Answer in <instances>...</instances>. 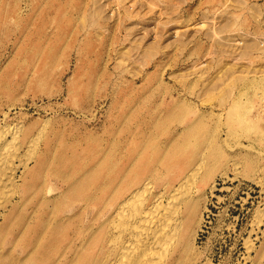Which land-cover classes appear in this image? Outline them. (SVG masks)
<instances>
[{
  "label": "rangeland",
  "instance_id": "374dc122",
  "mask_svg": "<svg viewBox=\"0 0 264 264\" xmlns=\"http://www.w3.org/2000/svg\"><path fill=\"white\" fill-rule=\"evenodd\" d=\"M201 159L182 264H264V0H0V264L87 263L115 179Z\"/></svg>",
  "mask_w": 264,
  "mask_h": 264
},
{
  "label": "bare ground",
  "instance_id": "6f19581e",
  "mask_svg": "<svg viewBox=\"0 0 264 264\" xmlns=\"http://www.w3.org/2000/svg\"><path fill=\"white\" fill-rule=\"evenodd\" d=\"M20 128L22 127L12 130L13 140L19 137L17 131H20ZM40 132L30 140L32 142L30 145L32 150L30 148L31 151H29L32 153L29 158H26V161H21L24 169L28 166V162L31 159H34V167L37 168L42 167L46 163L45 153L39 154L40 144L38 139L40 138V134H42ZM10 143L12 144L13 142ZM5 147H8V145ZM11 147L9 145V148ZM26 149L29 148L26 147ZM202 166L203 159L188 171L182 169L175 183L168 184L167 189L156 192L151 198H143L142 196L145 191L151 188L148 182L142 185L140 182L129 183L128 179L124 178L115 179L116 183L114 187L105 197L107 216L99 224L98 230L94 233L92 242L89 244L94 250V255L85 264H155L162 261V264H182L188 246L190 222L192 221L194 208L197 204L196 198L188 197L190 193L185 188V184L192 176H197ZM14 177H16L15 171L10 174L12 182ZM46 179L47 182L50 180L48 175ZM60 179L63 180L62 177ZM45 187H47L45 200L57 202L56 197H47L54 189L53 186L48 182ZM187 187L191 189L190 186ZM56 210L60 211L61 208L58 209L57 206H54L51 209H46L44 204L38 205L40 218H44L40 222L41 227L39 228V232L41 234L48 230L50 231L52 227L57 228L62 223L59 221L61 215L58 219L49 218L51 214L54 217L57 216L55 214ZM32 227L33 225L30 228L31 230ZM75 236L83 238L84 234L75 233ZM39 237L33 246L46 247ZM247 249H253L251 243L247 244Z\"/></svg>",
  "mask_w": 264,
  "mask_h": 264
}]
</instances>
